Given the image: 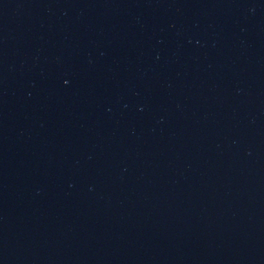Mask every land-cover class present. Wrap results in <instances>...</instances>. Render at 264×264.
I'll use <instances>...</instances> for the list:
<instances>
[{
	"label": "water",
	"instance_id": "obj_1",
	"mask_svg": "<svg viewBox=\"0 0 264 264\" xmlns=\"http://www.w3.org/2000/svg\"><path fill=\"white\" fill-rule=\"evenodd\" d=\"M0 264H264V0H0Z\"/></svg>",
	"mask_w": 264,
	"mask_h": 264
}]
</instances>
